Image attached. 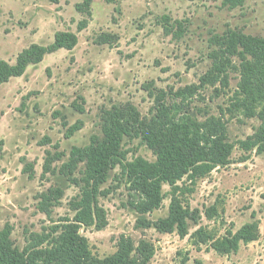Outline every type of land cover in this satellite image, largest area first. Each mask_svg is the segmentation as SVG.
Listing matches in <instances>:
<instances>
[{"label": "rangeland", "instance_id": "374dc122", "mask_svg": "<svg viewBox=\"0 0 264 264\" xmlns=\"http://www.w3.org/2000/svg\"><path fill=\"white\" fill-rule=\"evenodd\" d=\"M222 1L93 0L88 27L77 32L84 16L75 5L83 0H0V60L13 64L23 49L49 45L59 31L78 37L72 51L47 55L23 76L0 86V230L11 228L16 248L45 246L52 229L74 216L71 204L80 187L59 174V169L73 147L87 146L93 136L102 137L107 112L131 104L140 116L150 117L158 91L171 97L179 89L197 85L211 68L212 36L228 29L264 36V0H244L235 8L223 7ZM102 33L117 35L118 42L97 44ZM237 83V74L230 72L226 87L217 85L218 93L211 87L198 91L188 107L201 121L221 118L234 143L245 140L260 125L258 119L243 120L227 111L239 90ZM78 122L81 129L66 137L69 127ZM122 148L128 161L156 159L135 137L125 138ZM47 152L64 157L52 163L55 173L43 176ZM25 165L33 167L32 179L24 172ZM83 169L80 164L76 179L82 177ZM119 174L116 167L101 185L107 195L99 196L98 205L106 227L99 231L80 227L79 233L97 257L113 254L125 236L135 244L145 240L154 245L148 264H264V153H244L236 146L225 166L196 180L192 193L185 178L177 183L178 196L199 213L197 225L189 222V234L199 226L216 236L228 229L236 231L255 213L260 239L241 245L229 256L205 246L197 249L189 237L176 233L136 228L137 214L128 205L130 186ZM55 187L62 188L64 195L46 215L38 209V197ZM162 192V207L147 215L151 221L167 215L173 190L163 185ZM214 205L218 215L208 219L205 212Z\"/></svg>", "mask_w": 264, "mask_h": 264}, {"label": "trees", "instance_id": "16d2710c", "mask_svg": "<svg viewBox=\"0 0 264 264\" xmlns=\"http://www.w3.org/2000/svg\"><path fill=\"white\" fill-rule=\"evenodd\" d=\"M83 0L75 5L77 13L84 18L77 24V32L88 27L92 18L91 3ZM244 0H223L222 6L235 8ZM78 42L76 33L59 31L53 42L46 46L32 44L23 49L10 64L0 60V86L12 78L23 76L29 66L39 65L47 55L59 50L72 51ZM118 36L102 33L96 43L113 45ZM213 49L208 53L211 68L199 78L197 85L179 89L171 97L164 91H158L150 117H142L131 104L114 108L107 112L102 127V137L93 136L84 147H73L69 159L62 164L59 174H63L77 187L78 198L72 201L74 216L61 220L48 235L43 247H30L20 251L10 238L11 228L0 230V264H148L154 256L155 248L150 242L140 240L136 244L130 238L120 237L116 251L104 258L94 255L80 227H106L104 211L98 205L99 196L107 195L101 185L107 181L109 173L120 168V176L129 183L128 205L137 214L136 228H153L160 234L176 233L181 238L189 237L193 247L210 248L216 254L229 256L236 254L241 245H248L260 239L259 221L255 213L251 221L238 230H226L216 236L211 229L199 226L189 234V222L197 225L199 213L191 210L177 194V183L184 178L190 185L211 173L218 166H225L233 149L238 146L244 153L255 150L264 153V36L256 37L228 29L221 35L210 39ZM237 60V63L235 62ZM238 76L237 87L228 112L240 119H258L260 125L245 140L230 142L225 122L213 116L199 120L188 111L194 96L208 87H226L228 74ZM154 96V95H153ZM80 111L82 109L78 108ZM64 121V126H66ZM82 123L69 127L66 137L81 129ZM137 138L143 142L155 156L154 162L142 158L133 161L126 159L122 143L125 138ZM62 153L47 152L43 166V176L55 173L52 163L60 161ZM80 164H83L82 177L75 178ZM24 172L32 179L33 167L25 165ZM168 185L173 190L165 217L154 221L147 215L162 207L165 195L162 186ZM64 195L60 187L49 189L39 195L38 209L49 215L56 203ZM208 219L218 215L214 206L205 212ZM43 245V244H42Z\"/></svg>", "mask_w": 264, "mask_h": 264}]
</instances>
